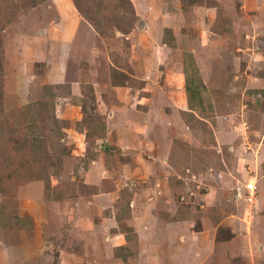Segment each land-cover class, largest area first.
<instances>
[{
	"label": "rangeland",
	"instance_id": "obj_1",
	"mask_svg": "<svg viewBox=\"0 0 264 264\" xmlns=\"http://www.w3.org/2000/svg\"><path fill=\"white\" fill-rule=\"evenodd\" d=\"M131 1L137 17L132 15L136 22L127 34L113 28L100 34L74 0H46L0 32V178L15 167L8 166L9 159H37L35 170L44 167L50 175L49 187L38 179L46 200L70 198L53 206L59 222L46 221L43 210L39 234L23 229L30 222L17 221L19 201L39 195L28 175L40 174L25 169L22 177L12 175L0 192V253L15 264L22 239L30 237L56 253L48 264H264V0H212L221 18L229 19V31L210 3L189 11L182 0ZM164 36L172 51L156 67L144 59L146 47H165ZM180 71L186 75L181 89L174 78ZM123 79L127 83L119 92L139 101L155 95L153 104L168 107L173 97L175 103L186 97L195 106L180 113L188 126L181 128L189 133L185 139L173 137L168 181L153 178L158 164L122 163L128 151L123 157L115 133L128 144L135 134L147 137L144 143L164 138L163 130L148 131L144 116L120 115L113 127L122 130L110 138L98 140L93 130L96 121L106 125L101 101L111 99ZM137 101H129L130 109ZM40 102L49 105L48 149L40 156L20 154L12 127L23 107ZM178 118L174 114L171 124ZM86 127L94 141L86 139ZM63 146L70 155H61ZM251 180L255 206L246 207L235 191ZM92 185L104 195L93 197ZM150 187L154 194H143ZM131 199L132 213L125 209ZM177 206L187 221L172 228ZM104 209L122 219L117 224L112 214L115 220L104 227ZM184 231L187 238L175 242L172 236ZM116 232L117 244L127 242L135 252L127 261L116 258L110 246Z\"/></svg>",
	"mask_w": 264,
	"mask_h": 264
},
{
	"label": "crops",
	"instance_id": "obj_2",
	"mask_svg": "<svg viewBox=\"0 0 264 264\" xmlns=\"http://www.w3.org/2000/svg\"><path fill=\"white\" fill-rule=\"evenodd\" d=\"M62 18L63 15H62ZM197 41H199L198 39H196ZM195 40V41H196ZM146 51L148 53V55L144 56V59L146 61H150V64L155 65L156 67L159 65H162L163 62H165V60H169V54L172 51V48L169 46H165V47H158L159 50L156 49V47H146ZM162 54V55H161ZM161 58H163L164 60H160ZM177 75L174 77L175 80L180 84L183 83L184 80H186V75L185 72H177ZM175 75V72H174ZM120 87H124V86H119L116 87V89L118 90L117 93H115L113 95V97H111V99H109L108 101H101V98L98 99V101L102 102L108 113L107 116L108 118L106 119V127H107V135L109 136H113L114 132L117 131L119 132L120 130H122L120 127H113V123H115V126L118 123V119L120 115H128L133 114V115H142L145 117V119L148 120L146 127L148 128V131H154V132H158L157 130H163V134L162 136L164 137L159 143H156V141H154V138L152 139L151 142L148 143H144L146 141V138L144 137V135H140V134H135L131 137L130 140V144L129 140L128 143L124 142V138L121 139L119 138L118 134L115 133L116 135V145L120 148V151H128V153H126V155H128L129 157H126L128 160H130V162L128 161V163H132L134 164V166L138 163H145V164H158L160 166H158V170L154 171L155 173V177H153L154 179H160L163 181L167 180L168 175L171 174L170 169L167 167L169 166V156L171 154V151L173 149V137L176 139H181V138H186L188 137V130H184V128L181 127H185L187 128V124L185 123V121L183 120L182 116L180 115V113L182 111H184L185 109H189V111L194 110L193 105H188V99H186V97H184V99L179 102V103H175L176 99L173 97V103L172 104H168L166 107L163 103V105H156L155 103H152V100L155 99V95H151V97H141L143 101H139L138 98H136L135 94L132 93H122L121 91L119 92ZM179 88H183V85H180ZM131 89V88H129ZM181 91V90H180ZM139 97V96H138ZM137 99V103L133 104L131 109L128 106L129 101L131 100H135ZM110 101V102H109ZM175 103V104H174ZM147 104V110H145V107H142L143 105ZM173 106V107H172ZM142 107V108H140ZM193 107V108H192ZM171 108V110L169 109ZM196 109V108H195ZM102 113L103 112V109ZM170 110V111H169ZM178 114V116L180 118H178L176 120V124L172 125L170 122V118H174V114ZM128 118V117H127ZM125 120H129L126 119ZM179 128H181L180 130H178ZM157 129V130H156ZM189 129V128H188ZM177 133V134H176ZM149 141L151 136H149ZM110 138V137H109ZM119 150V149H118ZM143 152V154H142ZM125 153L123 152V157L126 156ZM164 155L168 156L165 157ZM141 158V159H140ZM146 158V159H145ZM126 159V160H127ZM95 163V162H94ZM127 165V164H125ZM93 166V165H92ZM95 167H91L90 168V172L95 171L94 169ZM126 168V166H125ZM137 169V168H136ZM89 172V170L87 171ZM89 172V173H90ZM154 176V175H153ZM168 181V180H167ZM169 184V183H168ZM32 186V188H38L40 189L39 195L35 196L34 198H32V196H30V194H26L25 196L22 197V199H20L19 204H20V213H21V217H29L32 220V228L36 229L37 234H39V230L40 228L43 229V225L41 224L42 219H44L42 213L43 210H45V215H46V221L48 220H52L54 222H59L60 216H56V218H54V211H53V206L56 203H61V202H66L69 201L70 199L64 197L63 199H51V200H46L45 195H44V187H43V183L41 182H36L35 185H30ZM95 186V185H92ZM170 186V185H169ZM115 191V190H114ZM114 191H109L108 193H112ZM157 191V190H156ZM149 193V194H154V190L152 187L146 189V191H143V194L145 193ZM106 193V192H104ZM142 194V193H141ZM104 195L103 192H98L97 194H93V197H97V196H101ZM133 202V200L131 201V203ZM177 205V203H176ZM130 208H131V204H130ZM134 209L131 208V213L133 212ZM171 211V210H170ZM105 209L103 210V218L102 221L105 223L104 227H108L107 226V222L112 223L115 219V223L118 224L117 222V218H116V214H114V211H110V216H106L105 214ZM113 212V213H111ZM181 213V209L179 206H177L175 214L176 217L175 221L171 224L172 228L176 225H184L187 221L186 218L182 217L180 215ZM112 214L115 216V219L113 218L114 216H112ZM154 215H159L158 213H154ZM167 215V214H166ZM133 219V218H131ZM89 222V221H88ZM37 223H40V226L37 225ZM117 226V225H116ZM112 227V228H117V227ZM186 228V227H184ZM84 231L87 232H91L90 230H87L84 227ZM93 231V230H92ZM186 231V230H185ZM184 233L182 234H175L176 236H172L175 240V242H180V239H184L187 238V234ZM176 233V232H175ZM94 237L98 236V240L99 241H103L102 240V236L99 234L98 232H94L93 233ZM88 236V235H87ZM119 235L116 233L113 234V238L112 240L115 241V243L113 245V248L121 246L119 244H117V237ZM121 237V236H120ZM30 237H25L24 239H22L21 241V246H20V250L18 252V260L16 261L15 264H48L49 262V258L50 259H54L56 253H54V251H51L50 247V251L48 250L47 247H44V243H32L31 241H29ZM36 240H42V236L41 235H36L34 237ZM87 238H91L87 237ZM86 239V238H85ZM107 239V238H106ZM182 242V240H181ZM28 245V246H27ZM34 248V251H32L31 249ZM47 248V249H46ZM5 250V249H4ZM59 250V249H58ZM61 250V249H60ZM6 253H4V251H1L0 253V264H6L5 260L7 259L5 255ZM8 263H12V261L8 258L7 259Z\"/></svg>",
	"mask_w": 264,
	"mask_h": 264
},
{
	"label": "trees",
	"instance_id": "obj_3",
	"mask_svg": "<svg viewBox=\"0 0 264 264\" xmlns=\"http://www.w3.org/2000/svg\"><path fill=\"white\" fill-rule=\"evenodd\" d=\"M45 1L46 0H0V32H2L5 28L12 25L13 22L16 21L20 15L26 12H29L30 10L36 8L38 5H40L41 3ZM74 2H75V6L78 12L82 15V17L86 19L92 26H94V28L98 32H100V34L102 35H103L102 28L104 30L106 28L118 29L127 34L132 31L134 27V23L136 22V18L135 19L131 18L132 15L134 14V6L131 0H74ZM182 3L184 6V9L185 10L188 9L189 11L190 10L195 11L197 8L203 7L207 5V3H210V7L218 8L217 19L219 21V24L223 26L227 25L225 29L229 31V28H228L229 19L221 18L220 16L222 13L221 8L217 3H215V1H212V0H182ZM165 40H166V37L164 36V43L170 46L171 43L168 40L166 41ZM172 46H175V44L172 43ZM2 72H3V68L0 65V73ZM126 83H127V80L123 79V82L118 83L117 86H125ZM48 107L49 105L46 102L44 103L40 102L36 104L34 103V104L27 105L21 109L20 121L14 127H12V129H14L16 133L18 134L19 139H17V143L18 144L20 143V144H19V148L16 150L20 154H23V153L27 155L29 154L30 156L34 157V156H40L42 152L47 151L49 138L46 136L47 124L45 120L47 119V113H48L47 108ZM52 119H53L52 120L53 123H60L56 121L55 117H53ZM60 129H61V126L58 125L57 130H60ZM93 130L94 132H98V136H97L98 140L106 139L107 127L104 122L96 121V125L93 128ZM86 131H87L86 139H91L93 131L87 127H86ZM105 132H106V135H105ZM59 136H63V135L60 134ZM91 140L94 141L95 139H91ZM12 141H14L13 137H12L11 142ZM51 146L53 147V145ZM66 148H67L66 146L61 147V150H62L61 155L71 154L70 150ZM97 156L98 154L93 155L94 158H91V159H95ZM59 160H62V157ZM9 161L11 163L9 162L8 166L10 167L15 166V167L12 170V173L6 175L4 179L0 178V192H4L3 184L5 185V183L8 182L12 178V175H15L17 173L18 174L17 176L22 177L23 175L22 176L19 175V172L25 169L33 170V172L37 171L38 174H40V175L36 174L32 176L30 175L31 173L30 171L28 176H31L30 178L31 180H34L35 182H41V181H38V179H42L44 180L47 187L50 186V175L47 176L48 173L47 174L45 173V168L42 167V169L39 168L35 170L36 166L41 164V161H38L37 159L31 161L27 158H26V161H22V162L13 161L10 159ZM128 161H129L128 159L127 160L125 159L124 161H122V163L125 164V163H128ZM96 187L97 186L89 187V188H93L94 191L96 190V192L94 193H92L93 191L89 193L97 194L98 190L96 189ZM63 198L60 197V198H54V199H63ZM131 201L130 202L128 201L126 203L125 209L126 207L130 208ZM130 213H131V208H130ZM105 214L106 216H110V211L105 212ZM18 215L16 217L17 221L20 220L22 225L23 223H26V221L28 222V220L30 222L22 226L23 229H26V230L32 229L31 218L21 217L19 210H18ZM116 218L118 221H120L122 219V215L119 216L117 214ZM126 236L127 235H125V237ZM114 252H115L116 258H120L124 261H127L129 257H131L132 255H135V252L132 250V247L127 242L124 245L115 247Z\"/></svg>",
	"mask_w": 264,
	"mask_h": 264
},
{
	"label": "built area",
	"instance_id": "obj_4",
	"mask_svg": "<svg viewBox=\"0 0 264 264\" xmlns=\"http://www.w3.org/2000/svg\"><path fill=\"white\" fill-rule=\"evenodd\" d=\"M252 180L248 182H240L236 187V195L235 198L237 200V197L244 201L246 207H252L254 204L255 206V191H256V183L252 184ZM245 189V194L243 197H241L242 190ZM254 198V199H253ZM238 201V200H237ZM245 207V208H246Z\"/></svg>",
	"mask_w": 264,
	"mask_h": 264
}]
</instances>
